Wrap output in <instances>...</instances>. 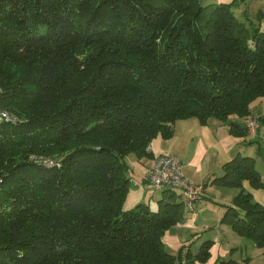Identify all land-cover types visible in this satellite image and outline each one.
Wrapping results in <instances>:
<instances>
[{"label": "trees", "instance_id": "1", "mask_svg": "<svg viewBox=\"0 0 264 264\" xmlns=\"http://www.w3.org/2000/svg\"><path fill=\"white\" fill-rule=\"evenodd\" d=\"M251 5L0 0V107L20 119L0 123V264L207 262L211 241L195 255L165 247L191 210L180 191L145 175L163 190L156 208L126 209L128 157L152 159L151 142L189 118L242 138L256 121L262 155L264 114L249 105L264 101V7ZM213 183L241 189L220 223L264 248V206L242 190H264L254 157Z\"/></svg>", "mask_w": 264, "mask_h": 264}, {"label": "crops", "instance_id": "2", "mask_svg": "<svg viewBox=\"0 0 264 264\" xmlns=\"http://www.w3.org/2000/svg\"><path fill=\"white\" fill-rule=\"evenodd\" d=\"M252 3L254 6L264 7V0H252ZM261 104H264V101H261ZM244 119L231 116L228 121L242 124ZM228 123L210 119L205 125H201L196 118L176 121L172 126L171 138L157 137L151 142L152 159L137 160L133 155L128 157L132 189H129L130 194L127 197H136L137 204L143 203L147 196L145 190L149 188L145 175L152 168L155 158L160 154L176 156L182 164L184 175L202 185L204 191L203 197L194 203L188 213L186 212L184 223L175 225L174 231L168 233L164 241L168 252L176 256L179 250L173 247L172 243L177 244L174 240H178L177 245H180L192 237L187 245L183 244V253L187 251L195 255L203 242L211 241L209 259L204 264H247V261L249 264H264V248L256 247L250 240L237 235L229 225L220 223L224 206H232L233 199L241 189L212 184V181L223 174V166L236 156H251L253 149L258 146L252 142L259 140L262 134L260 129L255 135L236 137L229 133ZM259 146L264 160V142L259 143ZM245 148L246 153H243ZM242 190L250 193L254 202L264 206V190H255L248 183L243 184ZM162 191L159 192L160 197ZM128 198L126 205L131 200Z\"/></svg>", "mask_w": 264, "mask_h": 264}, {"label": "built area", "instance_id": "3", "mask_svg": "<svg viewBox=\"0 0 264 264\" xmlns=\"http://www.w3.org/2000/svg\"><path fill=\"white\" fill-rule=\"evenodd\" d=\"M19 121L20 119L18 116L0 107V123L8 122L16 124ZM246 127L250 135H255L259 124L254 120H248ZM148 149L150 150V146ZM45 164L52 166L57 163L47 160ZM146 180L155 189L169 187L180 191L189 209L193 208L194 203L199 200L204 191L202 185L189 180L184 175L180 160L176 156L170 154H160L156 157L151 170L146 174ZM180 264L188 263L183 258Z\"/></svg>", "mask_w": 264, "mask_h": 264}, {"label": "rangeland", "instance_id": "4", "mask_svg": "<svg viewBox=\"0 0 264 264\" xmlns=\"http://www.w3.org/2000/svg\"><path fill=\"white\" fill-rule=\"evenodd\" d=\"M202 1H203V5H207V4H215V3H229L231 0H202ZM252 7L255 8L254 12L257 10V8H259V9L263 8V7H259L258 5H255V6L251 5V10H252ZM261 101H262V99H258V100H255V101L251 102V104L249 105V110L251 111V114L257 115V116H261V115L264 114V104H261ZM262 149L264 150V147H262ZM244 152L246 153V148L243 151V153ZM251 156L254 157V159H255V168L258 170V172L260 174V177H261L262 181L264 182V160H262L263 159L262 155H259L257 153L256 149H253V153L251 154ZM130 159H131V157H130ZM147 187H149V188L148 189L146 188V190H145V192L147 193V196L143 199V203L148 205L150 209H155L156 206H157V201L159 200V197H160L159 196L160 190H154V189L152 190L151 189L152 187H150V186H147ZM130 189H132L131 186H130ZM128 194H130V193H128ZM128 199H131V200L128 203V205L125 204V206H126V209H131L137 204L136 203L137 202L136 201L137 198L133 197V198H128ZM182 226H184V225H181V227ZM174 227L175 226H172L170 228V230L165 232L164 241H165L166 237L168 236V233L170 231H174ZM184 232L188 233L189 231L184 230ZM189 235H191V234H189ZM192 239L193 238L191 237V238L187 239V241L180 243V245H177V244H179L178 240H174V243H177V244H173L172 243V245H173V247H176L177 250H180V248L183 246V244L187 245Z\"/></svg>", "mask_w": 264, "mask_h": 264}]
</instances>
